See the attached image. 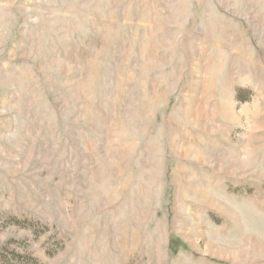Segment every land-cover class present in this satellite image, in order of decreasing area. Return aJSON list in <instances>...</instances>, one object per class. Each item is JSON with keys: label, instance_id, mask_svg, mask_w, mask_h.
<instances>
[{"label": "rangeland", "instance_id": "obj_1", "mask_svg": "<svg viewBox=\"0 0 264 264\" xmlns=\"http://www.w3.org/2000/svg\"><path fill=\"white\" fill-rule=\"evenodd\" d=\"M0 264H264V0H0Z\"/></svg>", "mask_w": 264, "mask_h": 264}, {"label": "trees", "instance_id": "obj_2", "mask_svg": "<svg viewBox=\"0 0 264 264\" xmlns=\"http://www.w3.org/2000/svg\"><path fill=\"white\" fill-rule=\"evenodd\" d=\"M175 241H176V240H174V239H171V245H172V244H174V242H175Z\"/></svg>", "mask_w": 264, "mask_h": 264}]
</instances>
